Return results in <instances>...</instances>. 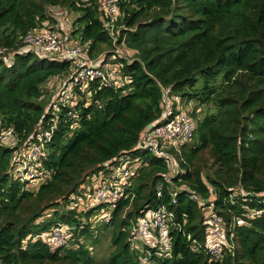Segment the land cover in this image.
Here are the masks:
<instances>
[{"label":"trees","instance_id":"16d2710c","mask_svg":"<svg viewBox=\"0 0 264 264\" xmlns=\"http://www.w3.org/2000/svg\"><path fill=\"white\" fill-rule=\"evenodd\" d=\"M56 6L79 14L72 41L87 44L93 59L102 54L97 63L111 61L129 79L118 89L91 86L87 105L75 107L78 116L68 117L46 93L47 83L69 66L21 52L26 49L21 37L56 23L47 13ZM119 10L114 41L98 0H0V50L9 52L5 60L0 56V129L12 127L19 142L15 148L0 143V264H98L95 250L108 230L113 250L105 264H141L146 251L149 264H264V214L244 217L247 209L264 210V0H127ZM115 48L134 58L126 61ZM167 100L186 108L195 122L198 110L191 102L215 106L196 122L190 148L182 146L180 155L170 150L176 170L174 162L135 150L142 132L162 120ZM39 126L54 131L38 163L41 184L30 188L12 178L9 161L14 149L28 148ZM205 152L213 174L203 176ZM127 155L142 156L144 163L123 187L127 198L94 236L90 219L101 206L81 210L73 199L70 210L68 203L87 177H104ZM182 187L189 192L178 190ZM236 190L248 194L247 200L233 198ZM190 193L203 206L213 204L227 228L234 216L246 220L234 228V247L220 261L206 251L205 220L212 214ZM60 203L64 213L54 212L45 224L43 215ZM159 207L174 222L165 230L169 259L155 258L157 249L144 245L140 254L132 246L134 224ZM60 225L74 236L77 231L94 236L91 248L75 249L74 241L69 248L51 249L32 240Z\"/></svg>","mask_w":264,"mask_h":264},{"label":"built area","instance_id":"2783aa9c","mask_svg":"<svg viewBox=\"0 0 264 264\" xmlns=\"http://www.w3.org/2000/svg\"><path fill=\"white\" fill-rule=\"evenodd\" d=\"M127 0H98L99 9L102 12L103 21L107 18L105 23L109 35L115 41L116 19L121 16L119 6L124 4ZM70 26L63 19L60 22L56 21L50 29L42 27L40 29L32 30L25 36L21 37L22 45L26 49H21V52L33 51L40 59H51L61 63H66L69 67L65 74V80L53 94L56 97V102L60 104L67 112L68 117H72L78 111L75 107L80 103L85 107L89 101V90L91 86H96V89L101 88H121L129 83L127 77H122L113 63L106 62L104 64L97 63L102 55L93 59L87 51V44L72 41L69 37ZM115 44V43H114ZM7 52L5 49L0 50ZM115 53L119 54V50L115 48ZM1 56V55H0ZM5 60V57H2ZM112 60V58H111ZM120 82V83H119ZM84 93H86L84 95ZM46 101L49 97L45 98ZM165 106V115L161 121L146 128L139 139L136 146V151L141 153L146 152L158 159L169 160L174 162L175 170L177 169L176 157L170 154V150L174 149L177 155L181 154V147L185 148L189 141L193 138L196 129V122L189 115L186 108L179 109V105H173L171 100H167ZM56 107H58L56 105ZM75 110L72 111L71 110ZM176 112V114H175ZM54 126L45 129L39 126L36 129V134L33 135L28 142V148L22 150L14 149L10 157L9 165L12 169V178L18 183H25L27 187L37 188L41 183L43 172L38 170L40 167L39 160L45 157L47 146L52 139ZM37 135V136H36ZM36 140L37 142H32ZM0 143L10 148H15L18 140L14 135L13 128L0 129ZM27 143V144H28ZM144 163L143 157L129 156L120 157L117 161V166L113 170L103 176L95 177L89 176L91 184L89 189L83 195L84 186L80 184L76 196L69 201L68 207L70 210L75 208L73 199L79 204V209L88 210L91 207H100L97 213L90 219L89 232L96 235L97 227L103 223H108L111 213L115 209L117 202L121 199H126V193L123 192L124 186H130V179L136 176L141 164ZM87 177L86 180L89 178ZM172 178V177H170ZM98 180L99 182H95ZM169 180V178L167 179ZM127 182V183H126ZM126 183V184H125ZM188 191L187 188L182 187L178 190ZM189 192V191H188ZM239 195L233 193V198L238 196L242 201L247 200L248 194L239 190ZM86 196L87 199H83ZM157 196L161 197V193L157 191ZM191 200L197 202L201 207H205L212 215L205 220L207 226L206 239L209 256L215 260L220 261L225 250H231L234 247V228L246 224L244 217H258L264 214V210L247 209L246 213L240 217H233L232 224L227 228L223 218L213 211V205H204L199 197L190 193ZM232 198V199H233ZM231 199V200H232ZM175 201L173 200V203ZM106 206H102L106 204ZM78 209V210H79ZM174 224L172 216L166 212L165 207H159L157 210L148 213L146 216L137 220L133 226V233L135 238L132 240V246L142 253V247H149L157 249L155 258L169 259L171 258L170 251H164L159 245L149 246L146 242L141 241L143 238H149L152 232L159 237L160 240L168 239L165 235V230L169 229L171 224ZM221 224V226H217ZM177 226V224H175ZM179 228V226H178ZM73 229V228H72ZM82 232L83 224L79 226ZM81 233L77 231L75 236L72 231L66 226L53 227L49 232L42 233L32 240L41 239L51 249L61 247H71L74 241L78 242L74 248H78L79 244H85L91 248L90 244L92 238L88 235L80 236ZM137 240V243L135 241ZM72 241V242H71ZM141 241V242H140ZM170 241V240H169ZM71 242V243H69ZM140 242V244H139ZM171 246V244H170ZM143 247V248H145ZM148 253V251H146ZM145 254L142 256L141 264H149L148 257Z\"/></svg>","mask_w":264,"mask_h":264},{"label":"rangeland","instance_id":"374dc122","mask_svg":"<svg viewBox=\"0 0 264 264\" xmlns=\"http://www.w3.org/2000/svg\"><path fill=\"white\" fill-rule=\"evenodd\" d=\"M47 13L48 15H50L55 22L58 21L60 22V20H65L67 22V25L70 26V30L73 28L75 29V26H73V21L79 16L78 13H74L72 11H69L67 8H63L60 6H56V7H51L49 9H47ZM55 23H49L46 22L44 24V27H46L47 29H50L52 27V25H54ZM123 48V47H121ZM119 55L122 56L123 58H125L126 61H130L132 58H134V53L131 52V54H127L124 53L122 50L119 49ZM11 53V52H10ZM1 56H4L6 58L9 57V52H2L0 54ZM102 55V54H99ZM98 55V56H99ZM65 80V75H63L62 77H58L57 79L50 81L47 83L46 87H47V94L49 93V95H52L56 92V90L58 88H60V86L62 85V83ZM120 83V82H119ZM190 106L192 109L198 110L197 112V116H196V122L200 121L202 118H204L205 116L213 113L215 111V106L212 104L209 105H198L196 102H191ZM192 139L189 141L188 145L184 148V150H187L188 148H190V143H191ZM200 161H202V165H200L203 169V176H205L207 173L212 175L213 174V170H212V159L210 157V155L208 153H203L200 155ZM174 175V174H172ZM170 179V177H168ZM95 182H99L98 180H96ZM91 184V180L90 177L84 181L83 186H84V190H83V195L86 193V191L89 189ZM80 186V185H79ZM79 186L77 187V193ZM235 193L237 195H239V190H236ZM48 213H46V215L44 214L43 216H45L43 218V222L45 224L49 223L50 221L53 220V218L51 217V215L56 212V214H63L64 213V204L60 203L57 207H55L53 210H49L47 211ZM217 226H221V224H217ZM100 236H102L100 238V242L98 244V246L96 247L95 250V254H94V260L95 262H97L98 264H105L108 256L110 255V253L112 252L113 248L111 247L109 238H110V231H104L100 234ZM141 241L146 242L149 246H155V245H159V247L161 249H163L164 251H170V241L169 239H164V240H160L159 237H157L153 232L151 234V236L149 238H143L141 239ZM140 241V242H141ZM139 242V244H140Z\"/></svg>","mask_w":264,"mask_h":264},{"label":"clouds","instance_id":"9594fccd","mask_svg":"<svg viewBox=\"0 0 264 264\" xmlns=\"http://www.w3.org/2000/svg\"><path fill=\"white\" fill-rule=\"evenodd\" d=\"M4 57V56H3ZM10 62L12 63V60H10ZM213 205V204H212Z\"/></svg>","mask_w":264,"mask_h":264}]
</instances>
